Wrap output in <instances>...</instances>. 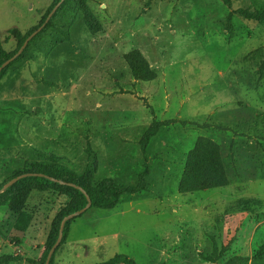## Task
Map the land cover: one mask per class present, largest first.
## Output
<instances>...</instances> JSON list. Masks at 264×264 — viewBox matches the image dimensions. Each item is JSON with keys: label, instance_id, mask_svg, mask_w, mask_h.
<instances>
[{"label": "rangeland", "instance_id": "1", "mask_svg": "<svg viewBox=\"0 0 264 264\" xmlns=\"http://www.w3.org/2000/svg\"><path fill=\"white\" fill-rule=\"evenodd\" d=\"M56 1L0 0V39L15 28L28 34ZM88 6L101 32L91 34L71 6L1 80L0 182L50 156L93 172L97 181L132 185L146 165L150 174L147 190L124 196L116 209L77 217L54 264H101L115 256L137 264H214L208 258L215 245L227 248L215 264L235 257L264 264L255 258L264 246V25L234 14L229 29L232 12L220 0H90ZM263 6L264 0H233V11ZM4 48L14 53L17 43ZM132 51L146 58L154 81L134 80L124 59ZM170 120L177 123L144 150L153 123ZM199 137L220 145L231 185L180 195ZM239 201H247L242 210L233 207ZM67 202L54 192L33 193L25 234L0 207V259L39 262Z\"/></svg>", "mask_w": 264, "mask_h": 264}, {"label": "trees", "instance_id": "2", "mask_svg": "<svg viewBox=\"0 0 264 264\" xmlns=\"http://www.w3.org/2000/svg\"><path fill=\"white\" fill-rule=\"evenodd\" d=\"M61 1L62 0H57L56 3L59 4ZM89 1L90 0H66L46 27L28 44L27 48L20 55V57L1 72L0 82L15 64L26 57L32 45H34L48 30L55 27V21L58 19V16L63 12H67L71 6H74V8H76L75 10L82 14L85 24L91 34L96 35L101 32L102 26L92 14L88 6ZM220 1H222V3L232 12L228 17L229 29H232V19L234 14L239 15L248 21L258 22L264 25V6L255 8L243 7L233 11V0ZM47 18L48 17L46 16L42 20L41 24L32 29L28 34H23L20 30L15 28L7 32L4 40L0 39V68L19 52L27 39L43 24H45ZM12 40L17 43V50L14 53H8L4 48V45L8 44ZM124 59L131 70L134 80L151 82L157 78L156 72L152 70L146 58L139 51H132L126 54ZM176 123V120L154 122L143 137L141 144L143 149L145 150L148 147L150 141L156 137L163 127L171 126ZM25 174H42L58 181L79 186L87 192L91 199L90 209L112 211L120 205L124 196L137 195L140 192L147 190L150 168L146 165L144 172L140 174L138 180L132 185L125 186L118 184L110 178L97 181L93 172H78L62 164L56 156H50V158L43 162L37 161L29 164L26 162L22 166L21 170L10 174L2 180V182H0V191L6 184ZM230 185L231 180L227 172L220 145L211 138L199 137L194 148L188 154L185 169L178 186L179 194L191 195L227 188ZM48 192L57 193L65 197L68 202L54 218L45 243L44 251L42 253V258L36 264H46L51 249L55 246L59 239L64 219L84 210L88 205L87 197L75 188L52 182L46 178L37 177L22 179L7 191L0 194V207L8 209L16 217L15 229L19 233L25 234L33 221L32 214L25 210L31 195L33 193ZM246 202L247 201H239L233 207L235 209L242 210V206ZM77 219L78 218H74L66 223L63 240L59 248L68 241L70 229ZM226 252L227 248L219 249L218 246L215 245L213 252L214 256L208 259L210 262L215 264L216 260ZM54 257L55 255L53 256L50 264H54ZM255 258L260 261L264 260V246L260 249ZM23 260L24 258L21 256H6L1 258L0 262L2 264H11L21 262ZM249 261L250 260L248 258L235 257L231 259L228 264H248ZM101 264L137 263L133 259L126 256H115L113 259Z\"/></svg>", "mask_w": 264, "mask_h": 264}, {"label": "water", "instance_id": "3", "mask_svg": "<svg viewBox=\"0 0 264 264\" xmlns=\"http://www.w3.org/2000/svg\"><path fill=\"white\" fill-rule=\"evenodd\" d=\"M65 0H62L58 6L53 10V12L49 15V17L47 18L45 24H43L36 32H34L28 39L27 41L25 42V44L23 45V47L19 50V52L13 57L11 58L9 61H7L5 64H3V66L0 68V74L1 72L7 68L12 62H14L23 52L24 50L27 48L28 44L33 40V38H35L45 27L46 25L49 23V21L51 20V18L53 17L54 13L57 11L58 7L64 2ZM29 177H37V178H46V179H49L50 181L52 182H55V183H59L61 185H64V186H70L72 188H75L77 190H79L80 192H82L86 197H87V200H88V205L87 207L78 212V213H75L67 218L64 219L63 223H62V226H61V233H60V236H59V239L57 241V243L55 244V246L51 249L49 255H48V258H47V261H46V264H50L51 261H52V258L53 256L55 255L57 249L59 248V246L61 245L62 243V240H63V236H64V229H65V225L68 221L74 219V218H77V217H80L82 216L85 212H87L90 208H91V199L90 197L88 196L87 192L79 187V186H76L74 184H68V183H65V182H62V181H58L54 178H51V177H48V176H45V175H42V174H25V175H22V176H19L18 178H15L14 180H12L11 182H9L8 184H6L3 189L0 191V194L4 193L5 191H7L9 188H11L14 184H16L18 181L22 180V179H25V178H29Z\"/></svg>", "mask_w": 264, "mask_h": 264}]
</instances>
